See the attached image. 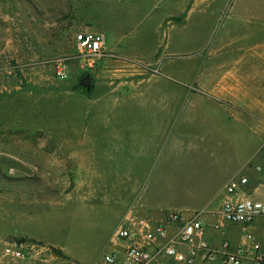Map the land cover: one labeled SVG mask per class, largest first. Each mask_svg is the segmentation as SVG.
Here are the masks:
<instances>
[{"label":"rangeland","instance_id":"rangeland-1","mask_svg":"<svg viewBox=\"0 0 264 264\" xmlns=\"http://www.w3.org/2000/svg\"><path fill=\"white\" fill-rule=\"evenodd\" d=\"M183 3V11L167 21L153 57L119 60L104 54L94 68L87 69L74 37L96 30L89 27L91 18L110 19L108 23L117 25L115 32L125 35L122 46L133 53H148L157 41L155 29L147 25L148 20L142 22L141 11L134 12L132 0H0V230L10 227L17 212L38 207L36 222L25 229L78 262L96 264L115 247L112 237L117 222L107 214L108 206L95 203L97 211L75 217L51 212L50 203L85 198L78 161L80 135L96 126L93 119L111 114L112 98L118 96L116 87L126 82L125 93L131 83L152 88L159 85L178 105L183 99L190 115L193 109L189 104L197 97H202L203 107L209 103L208 93L201 91L203 82L215 78L209 72L221 67L254 74L264 68V58L259 56L264 52V0ZM194 4L200 8H193ZM101 32L109 43L110 29ZM146 38L147 43L134 42ZM121 51L132 54L127 49L117 52ZM118 66L134 70L119 79L101 73ZM86 79L87 85L83 84ZM220 104L230 111L227 117L232 133H242L241 148L237 142L229 151L235 163L236 157L250 159L256 152L263 154L264 146L262 151L256 148L262 142L257 116ZM132 105L122 107V115L155 112ZM239 118L241 124L235 122ZM110 130L112 124L102 132ZM172 168L164 174L168 183L175 184L182 179V165L176 163ZM157 174L153 173L152 184ZM2 240L9 241L8 237Z\"/></svg>","mask_w":264,"mask_h":264},{"label":"crops","instance_id":"crops-1","mask_svg":"<svg viewBox=\"0 0 264 264\" xmlns=\"http://www.w3.org/2000/svg\"><path fill=\"white\" fill-rule=\"evenodd\" d=\"M132 1L136 8L134 12L142 13V22L148 20L147 25L155 29L153 35H156L157 41L154 40L150 50H147L148 53H133L130 48L122 46L125 35L119 36L115 32L117 25L108 23L111 22L110 19L104 20L97 16L91 18L89 27L96 29L93 32L104 36L105 56L114 55L119 60L150 59L161 46V36L166 32L165 25L169 18L185 8L184 0ZM192 7L200 8V5L194 4ZM102 29H110L109 43L105 39V33L101 32ZM134 42L147 43V38ZM122 48L132 54L117 52L119 49L124 50ZM259 56L264 58V52ZM130 68L118 66L101 73L119 79L130 75L134 70ZM208 75L215 78L208 84L203 82L201 91L208 93L206 98L209 103L203 107L202 97H197L198 100L189 104L193 109L190 115L185 111L183 99L178 105V102L169 98L168 92L159 85L152 88V85L131 83L128 85V92L124 93L122 89L125 88L123 84L126 82L119 84L116 87L118 96L112 98L111 114L93 119L96 126L89 127L80 135L78 161L80 186L86 190L85 198L63 199L64 201L50 203V211L57 210L61 216L66 213L68 216L74 214L75 217H80L97 211L93 206L95 203H101L108 206L106 212L116 220V229L130 217H149L159 221L167 211L181 212L184 217L199 212L208 244L219 246L222 241H227L230 249L235 251L244 234L241 227L225 224L215 230L214 225L220 220L219 212L226 200L249 197L264 205V68L256 69L252 74L247 70L237 73L220 67ZM222 102L228 107H239L243 111L246 110V114L250 112L257 116L262 127V142L256 148L263 154L256 152L250 159L240 157L239 160L234 155L235 163L229 151L236 147L237 142L241 148L243 137L241 130L239 134L232 133L230 118L227 117L230 111L220 104ZM132 104H138L140 108L145 109L153 108L155 112L145 116L122 115V107L130 108L134 106ZM235 122L241 124L242 119H236ZM111 124L112 130L103 133V128L107 129ZM176 163L182 165V179L175 184L168 183V176L164 173L172 171V165ZM155 172L158 174L152 184ZM238 179L247 181L239 185L233 194H228L226 187ZM24 200L38 204L34 199ZM38 209L36 207L17 212L15 219L9 223L10 227L0 230L1 237H8L9 240L26 237L41 241L44 245H51L34 236L31 229L24 227L36 222L35 213H38ZM247 231L255 236L256 242L264 252V216L257 218ZM2 238L0 264H60L57 260L61 259L53 256L47 248L35 245H31V248L27 244L19 246L24 251V258L5 255L3 248L9 241L5 242ZM114 244L115 247L111 251L122 250L121 243L114 241ZM63 253L70 260L61 261L86 264L72 259L65 251ZM244 264L251 263L246 260Z\"/></svg>","mask_w":264,"mask_h":264},{"label":"built area","instance_id":"built-area-1","mask_svg":"<svg viewBox=\"0 0 264 264\" xmlns=\"http://www.w3.org/2000/svg\"><path fill=\"white\" fill-rule=\"evenodd\" d=\"M74 41L87 69L94 68L105 54L104 36L101 33L82 31L75 35ZM58 75L62 76V73L59 71ZM246 181L238 179L230 182L226 192L233 194ZM262 216L263 203L249 197L223 202L220 220L214 229L219 230L225 224L241 227L244 234L235 251L230 249L227 241H222L219 246L208 244L199 212L184 217L181 212L167 211L159 221L149 217H130L123 221L112 237L122 244V250L100 256L96 264H244L246 260L251 264H264V252L255 236L247 231ZM23 244L9 241L4 254L24 258V251L19 248Z\"/></svg>","mask_w":264,"mask_h":264},{"label":"trees","instance_id":"trees-1","mask_svg":"<svg viewBox=\"0 0 264 264\" xmlns=\"http://www.w3.org/2000/svg\"><path fill=\"white\" fill-rule=\"evenodd\" d=\"M17 180L19 181V180H21V179H16V181H17ZM52 200H57V199H52ZM14 240H15L16 242H18V243L31 244V245H35V246H37V247H45V248H47V249L50 251V253H51L53 256H55L56 258H59V259H61V260H66V261L70 260L69 257H67V256L63 253V251L60 250L59 248L54 247V246H51V245H44V243L41 242V241H36V240H34V239H30V238H26V237H24V238H22V237H15ZM73 264H78V263H76L75 261H73Z\"/></svg>","mask_w":264,"mask_h":264},{"label":"water","instance_id":"water-1","mask_svg":"<svg viewBox=\"0 0 264 264\" xmlns=\"http://www.w3.org/2000/svg\"><path fill=\"white\" fill-rule=\"evenodd\" d=\"M88 82H89V80H88V79H86V80L83 82V84L87 85V84H88ZM9 241H10V242H13V241H14V238H11Z\"/></svg>","mask_w":264,"mask_h":264}]
</instances>
